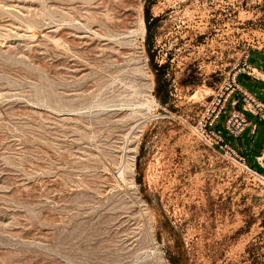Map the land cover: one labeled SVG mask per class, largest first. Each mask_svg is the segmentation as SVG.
Returning <instances> with one entry per match:
<instances>
[{
    "label": "rangeland",
    "instance_id": "1",
    "mask_svg": "<svg viewBox=\"0 0 264 264\" xmlns=\"http://www.w3.org/2000/svg\"><path fill=\"white\" fill-rule=\"evenodd\" d=\"M247 53L264 0H0V264H264V184L192 128Z\"/></svg>",
    "mask_w": 264,
    "mask_h": 264
},
{
    "label": "built area",
    "instance_id": "2",
    "mask_svg": "<svg viewBox=\"0 0 264 264\" xmlns=\"http://www.w3.org/2000/svg\"><path fill=\"white\" fill-rule=\"evenodd\" d=\"M248 56V53L245 54L240 63L233 65L221 84L212 93L209 101L206 103L203 113L197 119L192 128L195 135L207 147L216 151L227 162L241 166L245 171L257 177L259 181L264 184V174L251 168L246 163L245 157L223 139L219 130L213 128L221 113L224 112L228 99L236 92L240 94L241 101L244 105L241 110L234 109L226 117L224 128L227 134H231L238 138L246 127H251V134H254L256 124L247 121L243 112H248L252 116L264 120V103L260 102L254 94L250 93L237 83V76L239 74H245L254 80L261 78L260 76L255 75L253 66L247 62ZM261 80L263 79L261 78ZM231 104L232 106L237 107L239 101L234 100ZM256 162L260 167L264 168V153L256 157Z\"/></svg>",
    "mask_w": 264,
    "mask_h": 264
},
{
    "label": "bare ground",
    "instance_id": "3",
    "mask_svg": "<svg viewBox=\"0 0 264 264\" xmlns=\"http://www.w3.org/2000/svg\"><path fill=\"white\" fill-rule=\"evenodd\" d=\"M254 73H255V75H260V76L264 77V73L259 72L256 68H254Z\"/></svg>",
    "mask_w": 264,
    "mask_h": 264
},
{
    "label": "crops",
    "instance_id": "4",
    "mask_svg": "<svg viewBox=\"0 0 264 264\" xmlns=\"http://www.w3.org/2000/svg\"><path fill=\"white\" fill-rule=\"evenodd\" d=\"M254 68H256V67H254ZM257 69V68H256ZM258 70V69H257Z\"/></svg>",
    "mask_w": 264,
    "mask_h": 264
}]
</instances>
